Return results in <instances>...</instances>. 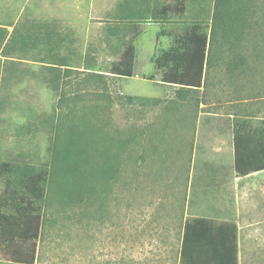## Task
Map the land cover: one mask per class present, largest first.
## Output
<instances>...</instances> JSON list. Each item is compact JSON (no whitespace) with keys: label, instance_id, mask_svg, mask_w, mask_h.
<instances>
[{"label":"rangeland","instance_id":"1","mask_svg":"<svg viewBox=\"0 0 264 264\" xmlns=\"http://www.w3.org/2000/svg\"><path fill=\"white\" fill-rule=\"evenodd\" d=\"M215 1L188 0L185 15L171 13L163 20L159 11L174 1L0 0L1 25L12 32L25 19L49 22L69 36L61 53L75 57L79 66L67 78L69 98L62 104L60 90L44 80L48 72L36 60L38 49L0 65V158L50 172L34 264H180L184 224L197 217L236 224L239 264H264V172L234 182L231 189L237 196L216 194L212 190L220 181L209 161H227V155L218 156L206 144L213 130L226 127L231 112L264 116V0L249 6L251 28L237 50L244 63L234 70L230 59L236 54L224 43L205 88L180 97L179 85L163 82L155 63L174 36L192 24L201 22L211 33ZM138 6L145 9V19H126ZM129 43L137 48L136 74L127 78L110 73ZM84 66L106 74L109 101L87 94L73 105L76 92L103 89L97 82L76 86ZM123 95L161 101L142 105ZM90 105L96 107L95 128L114 137L112 152L119 151L121 162L109 181L94 179L90 199L82 196L69 205L64 191L72 174L65 164L53 163L51 123L59 119L68 127L80 125L82 116H91ZM81 133L64 135L61 150L68 151L70 140ZM121 139L128 140L126 148L117 146ZM102 149L97 144V165ZM3 186L0 180V192ZM0 264L18 263L0 249Z\"/></svg>","mask_w":264,"mask_h":264},{"label":"trees","instance_id":"2","mask_svg":"<svg viewBox=\"0 0 264 264\" xmlns=\"http://www.w3.org/2000/svg\"><path fill=\"white\" fill-rule=\"evenodd\" d=\"M172 1L173 4L162 7L158 18L165 20L171 13L185 15L188 0ZM253 2L256 4L255 0H216L210 34L201 22H196L184 32L176 34L172 45L155 57V63L162 72V81L179 85L180 97L205 88L207 73L223 54L224 43L236 54L230 59L233 69L239 63L243 64L244 59L237 50L242 47L244 36L251 28L249 6ZM145 17V9L138 6L131 10L126 19L142 21ZM68 41L70 42L67 34H63L47 21L25 19L17 23L12 32L0 24V65H8L17 58L23 59L38 49L40 56L36 60L48 72L44 80L53 89L60 90V102L65 104L69 98L67 84L71 82L67 78L79 67L74 64L75 57L61 53L62 47ZM214 52L216 57H213ZM136 61L137 48L129 43L125 45L109 72L119 77H133L136 74ZM84 68L82 72L85 75L75 83L76 86L97 82L103 85V89L76 92L72 98L73 105L76 103L75 98L87 94L106 97L109 101L106 74L92 72L89 67ZM9 80L10 76L7 75L4 81L6 83ZM123 98L142 105H157L161 101L159 98L146 96L123 95ZM90 107L91 116L84 115L80 118L79 124L82 126L77 124L68 127L59 119L51 123L55 134L53 163L65 164L72 174L70 187L64 191V198L69 205L78 203L82 196L90 199L94 195V179L109 181L121 162L119 151L113 153L111 148L116 145V140L100 128H95L92 118L96 107L95 110L92 105ZM108 107L105 104V108ZM70 109L75 111L77 108L70 106ZM79 131H82L79 139L72 138L71 148L66 152L62 151L59 146L62 137L68 134L77 136ZM234 134L236 172L246 176L264 170V120L257 125L247 119L236 121ZM126 142L128 140L121 139L117 146L126 148ZM97 144L104 145L98 165L94 159ZM88 175L91 176L89 179ZM0 180L4 185L0 192V249L12 262L34 264L43 234V203L47 201L50 172L27 163L0 158ZM180 264H239L237 225L218 223L208 217L186 220L182 233Z\"/></svg>","mask_w":264,"mask_h":264},{"label":"crops","instance_id":"3","mask_svg":"<svg viewBox=\"0 0 264 264\" xmlns=\"http://www.w3.org/2000/svg\"><path fill=\"white\" fill-rule=\"evenodd\" d=\"M162 77V75H161ZM176 85V84H175ZM248 99H246L247 101ZM244 112V111H243ZM242 111L237 113L231 112L228 114V118L226 119V127L219 131L213 130L210 135V138L206 141L207 146L213 147L215 152H218V156L223 157L226 153L227 161L217 159L209 161V164L217 168V172L215 169V174L218 176V180L220 181V186H214L213 192L218 194L223 191L226 193V197L230 195L236 194L234 190L231 189V185L234 182H238L239 180H243L244 178H248L252 175H257L263 173L264 170L252 172L249 175L241 176L236 172L235 169V145H234V127L236 121L242 122L243 120H251L253 124L257 125L260 121L264 120V116H260L255 114L254 112H245L243 114ZM214 177H212L213 179ZM219 181L217 183H219ZM227 184L228 187L225 189H221L223 185ZM238 193L236 194V196Z\"/></svg>","mask_w":264,"mask_h":264}]
</instances>
